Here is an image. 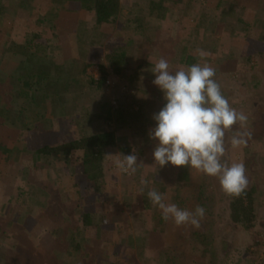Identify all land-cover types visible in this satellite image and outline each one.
I'll return each instance as SVG.
<instances>
[{
    "label": "rangeland",
    "instance_id": "1",
    "mask_svg": "<svg viewBox=\"0 0 264 264\" xmlns=\"http://www.w3.org/2000/svg\"><path fill=\"white\" fill-rule=\"evenodd\" d=\"M60 1L19 0L0 8V118L15 117L18 99L13 93L17 87L11 75L28 56L25 43L37 35L43 36L49 57L46 53L34 55V65L45 69L51 55H55L58 65L44 72L53 78L61 77L60 83L65 81L69 88L68 93H63V107L58 105V112L47 113L45 104L30 105L26 118L16 119L21 126L27 123L30 133L37 134L36 139L39 137L33 149L25 137V145L12 146L13 152L10 149L3 156L6 151L0 150V164L7 158L16 163L9 166L16 174L13 182L0 174V264H84L83 253L74 257L72 240L83 236L81 218L96 213L93 203L97 205L100 198L111 204L118 226H129L124 252L132 254L134 264H264V47L250 42L253 45L248 51L229 39V47L217 48L222 47L217 43L202 55L205 37L195 28L198 20H217L225 15L224 10L235 8L237 23L241 20L255 28L241 34L246 36L243 42H248V35L253 36L256 28L264 38V0H255L247 9L242 8L240 0H120L117 18L102 25L93 13L80 16L77 0L76 13L67 12ZM153 1L156 5L161 3L156 6L158 10L151 9ZM19 5L26 7L27 12L18 9ZM30 21L33 24L28 27L26 23ZM48 30L51 32L46 35ZM65 42L71 47L64 50ZM183 48L189 54L200 52L198 64L215 69L214 79L222 94L233 108L248 117L244 128L237 123L226 132L222 162L245 165L247 189L253 192L256 215L249 230L233 222L231 196L222 190L218 178L190 166L169 163L160 168L155 163L153 150L157 141L150 138L149 132L156 125L153 115L167 101L152 83L154 68L164 58L172 73L187 69L184 64L179 65ZM118 49L126 52L121 74L106 61V54ZM99 52L101 56L97 57ZM100 65L106 70V81L101 86L91 83L92 78H102ZM109 113L112 117L107 120ZM108 131H113L118 141L115 147L105 150L99 162L103 172L100 178L78 175L58 158L33 154L39 145L56 144L62 137L75 141ZM239 131L250 132L251 136L246 137V146L233 148L231 138ZM134 151L138 157L136 172H122L116 161ZM183 168L193 182L203 187V204L197 202L194 193L180 188L177 177ZM142 179L147 181L146 185L141 183ZM164 185L166 203L189 211L198 205L206 210L203 219L198 218V226H177L171 218L160 219L167 223L164 226L146 224L144 206L162 215L148 191ZM177 188L183 191V198L189 197L185 205L174 198ZM87 202L93 205L89 207ZM135 207L142 209L137 211ZM43 218L47 219L45 226L36 230L33 225ZM178 231L182 238L176 243L173 235ZM192 234L195 236L190 241ZM113 238L119 240L120 236L113 232ZM182 253L188 254L187 262Z\"/></svg>",
    "mask_w": 264,
    "mask_h": 264
},
{
    "label": "trees",
    "instance_id": "2",
    "mask_svg": "<svg viewBox=\"0 0 264 264\" xmlns=\"http://www.w3.org/2000/svg\"><path fill=\"white\" fill-rule=\"evenodd\" d=\"M18 1L19 0H0V8L6 7L9 4L14 5L15 2L18 3ZM77 1L80 3V16L84 17L89 13H93L95 15L96 22L99 25H102L103 23H109L113 19L117 18L120 13V0ZM254 1L255 0H240L239 3L240 5H242V8L247 9ZM60 2L62 7L66 8L67 12L68 10L70 13L78 12L75 10V6L77 3L76 0H61ZM160 4L161 3H157L156 5L153 1L151 3V9L154 11L158 10L157 7ZM216 7L218 9L220 6ZM19 8L21 11L27 12L26 7L19 5L18 9ZM223 14L225 15L217 17V20L214 18L204 20V18L201 16L203 19L197 21V26L195 28L200 29L203 32L201 36L205 37V39L202 38L203 45L200 50L201 53H203L204 55L207 54L217 43V45L219 46L222 44V47L220 46L217 48L225 49L224 47H229L231 43L229 39H232V43L235 41V44H237L236 46L240 48H247L248 51L253 45L250 42H253L255 45L258 44L264 47V38L261 36V30L257 28L256 31H254L255 34L253 36H251L250 34L248 35V42H243L242 39H244L246 36H241V34L245 32H253L251 30L255 28L248 22L242 23L241 20L239 21L240 24H238L236 21L237 17L235 8H230L228 11L226 9L224 10ZM32 24L33 23L31 21L26 23L28 27ZM50 32L51 31L48 30V33L46 35H48ZM231 33H233L234 35L232 36ZM42 38V35H37L36 38L27 40L25 45L28 56L21 63L22 67H20L19 70L14 71L15 74L11 75L17 87L13 95H15L18 100H15L16 108L14 109L13 114L15 117L8 118L4 115L0 118V134L5 136V138H3L2 140L0 139V150L6 151L3 153V156L4 154L10 153L11 150L12 152L14 151V149H12V146L13 148H18V146H21V144L24 146L25 137L28 138L27 143L30 146L32 145V149L37 145L35 144V141L37 140L38 142L39 137L38 139H36L37 134L34 135V133H30L32 130L28 129V124L25 123L21 126L18 122L16 123V119L23 120L26 118V112H28V109H30V105L35 107L40 105L44 106L45 104L46 112L54 114V111L58 112V105L63 107L61 103L62 101H64L63 93L65 92L66 94L69 91V88L66 85L65 81L63 83H60L61 77L53 78L45 73L46 68L49 70L50 66L58 65L59 58H57L55 55V57L51 55V58L48 61L49 64H46L45 69L42 66L41 68L39 67L37 69L36 64L34 65V55L41 53L39 55L42 56L43 53H46L45 55L49 57V54L47 53L48 50L44 46V40ZM45 41L49 43L48 40ZM70 45V43L65 42L63 44L64 50L71 47ZM181 50L182 53L180 52L179 56L182 62L179 65L184 64L185 66L190 67L191 65L197 64L200 61V52L189 54L187 53L186 48H183ZM100 56L101 53L99 52V54H97V57ZM124 57H126V52L120 51L118 49L114 50L113 53L110 52L106 54V61L117 74H121L123 69L122 65L124 64ZM25 65H29V67H26ZM100 67L102 69V78L99 81L95 80V78L91 79L92 84H97L99 86H101L106 81L105 67L101 65ZM65 99L68 100L67 97ZM111 117L112 114L109 113L107 120H110ZM66 139L67 138L62 137L57 140L56 144H45L43 146L39 145V148H37L33 154L36 157L42 156L44 158H53V160L58 158L61 160L63 166L67 167V169L72 167L71 171L74 170L78 173V175L81 174V176L86 175L91 179H96L103 176L102 168L99 165V162L106 149L116 146L118 140L115 136V133L113 131H108L95 135L89 134L87 137H81L80 139H77L75 141H68ZM122 150L127 151L125 148ZM1 155L2 153L0 152V156ZM15 164L16 163L11 162L8 158L3 160V163L0 164V167L3 169V171H1L2 169H0V174H3L6 180H9L11 182L15 180L16 174H14V168L9 169V166H15ZM184 170V168L180 169L178 173L179 175L177 177V182L182 184L180 188H185L189 192L194 193V198L196 199L197 197V202L203 204L202 198L205 197V191L203 190V187L193 182L190 178V175L188 173H184ZM155 190H157L161 194H164L165 196L167 194V186L165 185L159 186V188H155ZM174 190L175 189H173L172 191ZM182 193L183 191L181 190L179 192L177 188L176 196L174 198H177L181 205H185L189 197L186 196L185 198H183ZM93 204L96 206V213L92 216L84 215L81 218V220H83L82 223L84 226L82 230L84 232L83 236L81 238H78L79 240L77 241H74V239L72 240L74 257H80V255L83 253L84 258L82 260L84 264H134V260H131L132 254L124 252L126 248L124 247V244L126 242L125 240H127L126 237L128 235L127 231L129 229V226L127 225L122 227L116 224L114 220V211L111 210V204L107 203L106 198H103L102 201L100 198L97 205L95 203ZM93 204H91V202H87V205L89 207H91ZM254 205L255 200L253 197V192L251 190L246 189L245 193L239 198L231 196L230 210L233 222L235 224L242 225L247 230L252 228L256 219V215L254 213ZM135 209L137 211H140L142 208L140 209L139 207H135ZM151 209L152 208H145V206L142 209V211L145 212L144 215L146 214L148 217V222L146 221V224H151L154 222V224H157L158 226L166 225L167 223L165 221H160L163 216L161 214H158L157 212H153ZM46 222L47 219L43 218L40 223L37 222L33 225V227H35L36 230H39L40 227L45 226L44 224H46ZM113 232H117L119 234V240L113 238ZM179 233L180 232L178 231L177 234L173 235V237L175 238H173V241L176 243L179 240L178 238H182L179 236ZM185 236L186 235L184 234L183 240ZM194 236L195 235L192 234L189 240L191 241L193 239L192 237ZM196 236L199 237V235ZM169 238H172V235ZM179 243L181 245L183 244L181 242ZM176 250H179V246L176 247ZM11 252L13 251L11 250ZM168 254H170V252ZM171 255H174V252H172ZM181 256L183 260H186V262L188 261V254L186 256L182 253Z\"/></svg>",
    "mask_w": 264,
    "mask_h": 264
},
{
    "label": "clouds",
    "instance_id": "3",
    "mask_svg": "<svg viewBox=\"0 0 264 264\" xmlns=\"http://www.w3.org/2000/svg\"><path fill=\"white\" fill-rule=\"evenodd\" d=\"M203 55V53H201ZM152 83L164 94L166 104L153 115L155 127L149 132L157 141L153 157L160 168L169 163L177 167L190 166L199 172L219 179L222 190L229 196L241 197L248 186L243 162L228 165L222 162L225 155V135L239 123L244 128L248 117L233 108L222 94L219 83L214 79L215 69L207 64H193L174 73L169 71L168 61L159 59L154 68ZM251 133L236 132L231 138L233 148L246 146ZM111 155V154H108ZM138 157L123 155L117 167L124 173L136 172ZM142 184L147 181L141 180ZM148 197L157 205L163 219H172L177 226H198L205 209L197 206L194 211L182 209L175 203H166L163 194L155 189Z\"/></svg>",
    "mask_w": 264,
    "mask_h": 264
}]
</instances>
